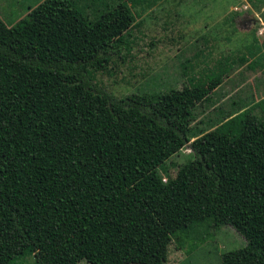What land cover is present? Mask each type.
Returning <instances> with one entry per match:
<instances>
[{
  "label": "trees",
  "instance_id": "1",
  "mask_svg": "<svg viewBox=\"0 0 264 264\" xmlns=\"http://www.w3.org/2000/svg\"><path fill=\"white\" fill-rule=\"evenodd\" d=\"M115 2L44 0L13 26L0 18V264L25 253L58 264L137 204L171 237L199 222L230 227L245 245L221 263L264 264V121L244 113L207 132L193 128L188 86L104 91L92 69L130 47L94 25ZM186 146L162 182L157 169ZM113 173L127 186L118 197L77 226L56 225Z\"/></svg>",
  "mask_w": 264,
  "mask_h": 264
},
{
  "label": "rangeland",
  "instance_id": "2",
  "mask_svg": "<svg viewBox=\"0 0 264 264\" xmlns=\"http://www.w3.org/2000/svg\"><path fill=\"white\" fill-rule=\"evenodd\" d=\"M114 4L104 18L93 20L94 25L126 39L130 47L92 69L95 83L104 91L123 98L188 86L196 100L193 128L207 132L244 113L264 121V0H116ZM236 109L223 120L224 113ZM189 155L186 146L161 165L157 169L161 181L174 178ZM126 188L117 173L111 174L56 225L77 226ZM244 245L232 228L212 221L194 223L171 237L137 204L115 227L97 232L58 264H222L224 252ZM11 264H34V257L25 253Z\"/></svg>",
  "mask_w": 264,
  "mask_h": 264
},
{
  "label": "crops",
  "instance_id": "3",
  "mask_svg": "<svg viewBox=\"0 0 264 264\" xmlns=\"http://www.w3.org/2000/svg\"><path fill=\"white\" fill-rule=\"evenodd\" d=\"M44 0H0V18L8 25L13 26L25 18L32 9ZM15 18L13 22L6 19Z\"/></svg>",
  "mask_w": 264,
  "mask_h": 264
},
{
  "label": "built area",
  "instance_id": "4",
  "mask_svg": "<svg viewBox=\"0 0 264 264\" xmlns=\"http://www.w3.org/2000/svg\"><path fill=\"white\" fill-rule=\"evenodd\" d=\"M244 9H245V7H244Z\"/></svg>",
  "mask_w": 264,
  "mask_h": 264
}]
</instances>
